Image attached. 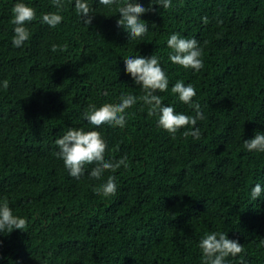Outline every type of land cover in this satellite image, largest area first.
Wrapping results in <instances>:
<instances>
[{"label":"trees","instance_id":"1","mask_svg":"<svg viewBox=\"0 0 264 264\" xmlns=\"http://www.w3.org/2000/svg\"><path fill=\"white\" fill-rule=\"evenodd\" d=\"M17 2L36 10L19 48L11 43ZM87 2L91 25L65 0L64 19L50 28L41 18L56 11L51 0H0V203L27 221L22 231L0 233V264H202L198 245L212 232L244 247L225 264H264V192L251 198L255 184L264 188V153L244 148L264 134V0H171L168 9L135 0L151 11L140 17L148 32L130 40L115 9ZM172 34L197 40L200 71L171 63ZM152 55L169 81L158 93L164 106L195 116L171 92L178 81L195 88L199 140L183 137L191 127L173 138L139 99L123 128L84 119L89 104L142 96L124 59ZM70 128L98 131L105 160L127 156L128 167L93 180L89 165L79 180L70 177L55 155ZM110 175L116 194L97 195Z\"/></svg>","mask_w":264,"mask_h":264},{"label":"clouds","instance_id":"2","mask_svg":"<svg viewBox=\"0 0 264 264\" xmlns=\"http://www.w3.org/2000/svg\"><path fill=\"white\" fill-rule=\"evenodd\" d=\"M68 2L71 3V0ZM51 4L56 11L42 15L41 23L50 28H55L64 19L60 12L65 8V0H51ZM98 4L110 12L115 9L120 17L116 22L117 27L128 33L129 40L140 38L148 32L147 24L140 17L151 11V8L146 9L141 4L136 3L135 0L133 2L130 0H98ZM155 4L168 9L171 7V0H155ZM11 11L13 16L11 23L15 25L11 43L13 47L19 48L30 38L26 25L36 19V10L23 2H17ZM74 12L83 25H91L94 14L87 0H74ZM201 20L204 24L209 22L206 16L202 17ZM218 23L222 22L218 21ZM167 47L170 49L169 60L172 64L197 72L204 67L201 59L202 48L196 39L182 38L179 34H172L167 40ZM57 50L66 51L67 45H53L51 51L56 52ZM124 72L130 75L136 85L140 86L143 95L135 97L121 94L119 103H105L99 108L95 104H89L83 116L90 126L98 128L107 125L123 128L127 120L126 110L135 105L139 99L148 106V115L157 117L158 127L173 138L181 129L191 127L192 130L182 132L183 137L191 136L196 140L200 139V129L195 125L198 120L204 117L200 110V104L191 103L196 95V90L191 84L185 86L183 81H178L171 88V92L178 97L180 102L190 105L195 110V116L177 113L174 107L162 104V98L158 93L168 90L169 81L157 56L152 55L149 58L136 56L124 59ZM2 86L7 89L8 81H3ZM55 144L58 148L55 155L63 161L69 176L77 180L80 179L89 165H94L89 173V178L93 180H100L106 171L115 172L121 166L128 167L127 156L118 160H105L108 145L98 131L70 128L55 141ZM244 148L249 152L264 153V134L257 133L254 138L245 140ZM116 191L115 177L111 175L96 188L97 195L104 197L115 195ZM262 192H264V188L261 187L260 183L255 184L251 190V198L256 200ZM26 227L27 221L14 215L6 201L0 203V233H11L13 230L22 231ZM198 247L202 254V264H225L226 258H234L244 252L243 245L236 240L228 239L224 232L206 234L199 242ZM240 264H243V260Z\"/></svg>","mask_w":264,"mask_h":264}]
</instances>
